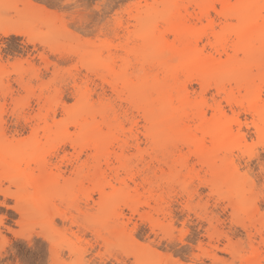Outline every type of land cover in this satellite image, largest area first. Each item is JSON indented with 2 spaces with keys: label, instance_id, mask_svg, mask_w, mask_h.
Masks as SVG:
<instances>
[{
  "label": "rangeland",
  "instance_id": "1",
  "mask_svg": "<svg viewBox=\"0 0 264 264\" xmlns=\"http://www.w3.org/2000/svg\"><path fill=\"white\" fill-rule=\"evenodd\" d=\"M151 2L0 0V118L7 141L17 129L24 142L16 149L0 143V157L12 165L0 175V264H264V57L241 74L198 80L190 73L185 125L195 142L175 141L164 156L145 140L127 91L102 68L109 61L119 66L125 48L139 43L133 16ZM185 6L191 24L205 25L195 5ZM210 13L219 30L224 19ZM6 28L17 32L5 35ZM133 67L134 81L144 71ZM152 68L145 71L158 73ZM89 106L105 111L119 129L100 162L91 150L81 153L78 179L70 163L76 165L79 149L59 130L67 112ZM67 127L74 139L75 129ZM229 128L230 138L215 145L214 135ZM208 154L217 174L205 164Z\"/></svg>",
  "mask_w": 264,
  "mask_h": 264
},
{
  "label": "bare ground",
  "instance_id": "2",
  "mask_svg": "<svg viewBox=\"0 0 264 264\" xmlns=\"http://www.w3.org/2000/svg\"><path fill=\"white\" fill-rule=\"evenodd\" d=\"M151 1L152 2L149 5L147 4L145 5L144 10L138 12L135 16H133V19L136 23L134 33L139 43L134 44L132 46H127L125 48V57L121 59V64L119 66H117L116 63L114 62L110 63V61L109 62L107 61L108 63H104V64L102 63L103 65L102 68L103 71L107 72L112 78H114V80L122 84L123 90H126L127 91L126 93H128L129 95V102L132 105H134L141 113V117L144 121L143 129H144V136L146 138L145 140L151 143L150 145H152L153 148H155L157 151H159L162 155L165 156V154L168 155L169 153L168 147L173 145L175 141L180 140L181 143L186 146H189L190 144L195 142V141L193 142V140L189 135V133L192 132H189L188 126L185 125L190 115L189 114L190 105L187 102V98L185 94L187 89L186 82H188L189 79L188 76H190L189 74L196 73L197 75L196 78H198V80L201 79L204 80L206 78L215 77L217 75L219 76L221 74L230 75L233 74L234 72L235 73L238 72V74L244 73V69L246 66L264 57V15H262L261 8L259 7L260 0H251V2L255 4V7L251 9L243 10V14L247 26L244 29H237L231 23V15L234 11H240V10L225 8L221 10V14H220L222 16L220 18L224 19V23L219 28V30H217L214 27L216 26V24L214 25L213 20L211 19L212 17L210 18V14H211L210 11L211 12L214 11V9L211 8L212 5L216 3H222L226 5L246 3L249 2V0H234V1L151 0ZM184 3L187 5H195L199 9L200 13L197 20L200 23L201 20L202 21L205 20L204 21L206 22L205 25H203L202 23V26H200L201 24H199L198 26L200 27H198L196 24H191L193 21L190 23V21L187 19L186 16L187 8ZM183 10L185 13H183ZM10 32L16 33L17 31L11 28H6L3 30V33L5 35ZM233 34L235 35L233 36ZM169 36L172 37V40H169L168 38ZM204 38H206L207 40L206 45L209 47V51H206V47H205L206 45L201 47L199 45ZM239 54L242 55L243 58L242 60H238ZM107 57H109V55ZM130 57H132L131 59H133L132 60L133 62L129 60ZM222 57H224V59H222ZM135 64L139 65L140 70L144 71V74L143 75L139 74L141 75V77L138 79L135 78V80L133 81L132 80L133 78L130 79V75L128 71ZM146 67H153V68L155 67L158 70V73L156 72L155 74H152L151 72H146L147 71V70L145 71ZM183 68L184 70H181ZM159 74L161 76H159ZM181 77L183 80H181ZM102 82H105V80ZM92 106H89L88 108L84 107V109H81L75 113L67 112L66 114L67 118L65 119V124L59 130V133L65 137L66 142H69L74 149L76 148L79 149L77 158L75 159L76 165L73 167L72 166L73 164L70 163L71 167L74 170L73 173L77 175L78 179H79L78 175H81L82 173L81 169L84 168L81 167L80 164L79 165L77 164L80 160L79 156L81 155V153H84V151L87 152V150H91L92 158H94L92 160H95L97 158L96 161L98 162V160L103 157V154L107 155L106 154L107 149L110 144L109 140L113 135V133L115 131H118L119 129V125L116 126L113 123L114 120L112 122L110 119H108L107 116L108 114L105 111L100 110L99 112L96 109H94ZM95 107H98V105ZM214 110H216V112L219 113V116L220 115L223 116L224 109L221 110L220 108L217 109L215 108ZM52 112L50 111V113ZM248 112H250L254 116L259 114V111L256 109L248 110ZM116 113L117 112L115 111V114ZM97 114L100 115L101 118L100 122L96 121L97 118L95 119ZM116 117L117 116H115V118ZM201 117L202 118L205 117V114L203 112L201 114ZM68 125H71L75 129V133L73 134L74 139H72V137L69 135V131L67 127ZM103 127L106 128L107 132L103 131ZM122 127L124 128L125 126ZM7 130L8 129L5 126H3V123L1 122V118H0V143L5 144L11 149H16L19 148V146L23 145L24 142L20 139H17L18 137L17 138L15 137V136H19L20 131L14 129L13 131L14 133L10 134L11 136L9 135L12 138V141L8 142ZM230 130H231L230 128L228 130L225 129V131L215 134L213 138V143H216L215 145H217L220 141L222 140L226 141V139H229L231 133ZM198 146L200 145L198 144ZM122 147L121 149H123ZM201 148L200 150H202ZM57 150L58 147H55L51 152L55 154ZM136 150H138V148ZM211 155L207 156L208 158H205L204 161L206 162L205 164H208V166L211 167L212 170H214L215 167L212 168V166H215V162L212 163L214 160H211L210 158ZM99 156H101V158H99ZM175 158H176L175 160L179 159L178 157ZM168 159L170 160V158ZM161 160L162 159L159 160L158 157V162ZM119 161L121 163L119 165H122V167L126 169L125 171L123 168L124 172H127V175H130V173L127 171V163L125 165V163L122 161V157H118V162ZM101 163H103V161ZM101 163H98L97 165ZM225 164H227L226 166L228 168L229 164L227 162ZM11 166L12 165L7 161H5L4 158L0 157V175H3V172L6 170V168ZM165 166L167 165L165 164ZM171 166L172 165H169V168ZM181 166H184V164ZM122 167L120 169H122ZM185 167L186 168L184 169H186L187 171V166ZM94 168H92V170ZM217 168L218 167L215 168L216 174H217V170H219V168L218 169ZM101 169L99 170L98 168V171H101ZM225 169H223L222 171V169L220 168L221 170L220 173L222 172L223 173L222 174L219 173V174L225 176L224 175ZM103 171L105 172V170H102L101 172ZM228 171H230L229 168ZM228 171L226 170L227 179H229L228 175H230ZM94 174L97 175L96 170ZM101 175L103 174L101 173ZM39 190H41V188H39Z\"/></svg>",
  "mask_w": 264,
  "mask_h": 264
},
{
  "label": "snow or ice",
  "instance_id": "3",
  "mask_svg": "<svg viewBox=\"0 0 264 264\" xmlns=\"http://www.w3.org/2000/svg\"><path fill=\"white\" fill-rule=\"evenodd\" d=\"M255 7V4L249 0V2L246 3H237V4H222V3H216L211 6L212 9L216 11L217 15L221 14V10L225 8L229 9H235V10H240V11H234L231 15V23L234 25L237 29H244L247 25L245 22V17L243 14V10L251 9ZM259 7L261 8L262 15H264V0H260ZM235 34H233L234 36ZM262 104H264V94H262ZM207 116L215 119L214 113L213 112H208ZM260 171L262 173L261 176V191L264 192V154H261L260 157ZM7 231H11V229H7ZM3 264H8V262H3ZM11 264H31V262L26 261V260H20L19 262L13 260L11 261Z\"/></svg>",
  "mask_w": 264,
  "mask_h": 264
}]
</instances>
